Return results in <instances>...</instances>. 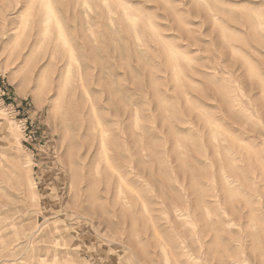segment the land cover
Instances as JSON below:
<instances>
[{
	"label": "rangeland",
	"instance_id": "rangeland-1",
	"mask_svg": "<svg viewBox=\"0 0 264 264\" xmlns=\"http://www.w3.org/2000/svg\"><path fill=\"white\" fill-rule=\"evenodd\" d=\"M0 114V264H264V0H0Z\"/></svg>",
	"mask_w": 264,
	"mask_h": 264
},
{
	"label": "bare ground",
	"instance_id": "bare-ground-1",
	"mask_svg": "<svg viewBox=\"0 0 264 264\" xmlns=\"http://www.w3.org/2000/svg\"><path fill=\"white\" fill-rule=\"evenodd\" d=\"M56 87H57V85H56ZM65 90H66V88L64 87V86H62V88H60V89H58L57 90V96L60 98V101H62V100H66L67 99V95L65 94ZM55 93V92H54ZM56 94V93H55ZM70 97L68 96V99H69ZM1 115V114H0ZM11 124V130L14 132V136H16L17 137V128H16V124H13L12 122L10 123ZM36 196V192H35V190L34 191H32V197L34 198ZM34 200V199H33Z\"/></svg>",
	"mask_w": 264,
	"mask_h": 264
}]
</instances>
